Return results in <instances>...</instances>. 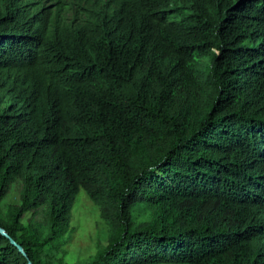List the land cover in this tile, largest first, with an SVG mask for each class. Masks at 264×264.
Wrapping results in <instances>:
<instances>
[{
    "label": "trees",
    "instance_id": "trees-1",
    "mask_svg": "<svg viewBox=\"0 0 264 264\" xmlns=\"http://www.w3.org/2000/svg\"><path fill=\"white\" fill-rule=\"evenodd\" d=\"M0 228V264H264V0H0Z\"/></svg>",
    "mask_w": 264,
    "mask_h": 264
},
{
    "label": "rangeland",
    "instance_id": "rangeland-1",
    "mask_svg": "<svg viewBox=\"0 0 264 264\" xmlns=\"http://www.w3.org/2000/svg\"><path fill=\"white\" fill-rule=\"evenodd\" d=\"M18 189V185L11 187L6 203H19ZM71 229L72 232L68 234V241L64 247L66 260L69 262L87 260L106 243V226L99 218L97 208L90 202L82 188L79 189L71 211Z\"/></svg>",
    "mask_w": 264,
    "mask_h": 264
},
{
    "label": "water",
    "instance_id": "water-1",
    "mask_svg": "<svg viewBox=\"0 0 264 264\" xmlns=\"http://www.w3.org/2000/svg\"><path fill=\"white\" fill-rule=\"evenodd\" d=\"M0 234L6 236V234L4 233V231L0 228Z\"/></svg>",
    "mask_w": 264,
    "mask_h": 264
}]
</instances>
